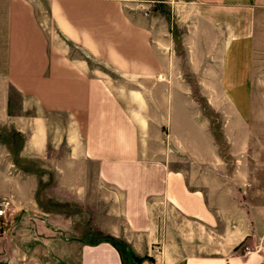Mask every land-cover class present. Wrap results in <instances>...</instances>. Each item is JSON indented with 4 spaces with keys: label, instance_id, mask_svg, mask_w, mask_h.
I'll return each instance as SVG.
<instances>
[{
    "label": "crops",
    "instance_id": "1",
    "mask_svg": "<svg viewBox=\"0 0 264 264\" xmlns=\"http://www.w3.org/2000/svg\"><path fill=\"white\" fill-rule=\"evenodd\" d=\"M160 3L0 0V264H264V0Z\"/></svg>",
    "mask_w": 264,
    "mask_h": 264
},
{
    "label": "rangeland",
    "instance_id": "2",
    "mask_svg": "<svg viewBox=\"0 0 264 264\" xmlns=\"http://www.w3.org/2000/svg\"><path fill=\"white\" fill-rule=\"evenodd\" d=\"M160 1H162V3H160V5L159 4H150L145 9V10L148 11L150 16H152L153 12H160L162 15H164L166 17L175 18V19H177V22H180V21H178V19H180V17L183 16L182 13L184 12V9H182V8L179 9V8L176 7V5L171 4L170 2H172V0H160ZM178 1H188V0H178ZM163 3H165V4H163ZM171 6H174V8L171 7ZM81 235L87 236L88 234L87 233H81ZM56 236H60V235L57 234ZM95 239H97L96 236H91L90 239L87 236V240H90V242L92 240H95ZM118 247H119V251H120V254H121V257H122V260H123L124 264H135V262L133 260V254H132L131 250L126 249L121 243L118 244ZM29 251L32 253V255L34 257L40 255L39 254L40 249H32V250H29ZM61 251H62L61 249H59V251H56V249H52V250L50 249V252L52 253V255H55V254H53V252H61ZM153 251L156 252L158 250L153 249ZM63 252H64V255L66 257H76L77 256V251L72 249V248H67L66 247L63 250Z\"/></svg>",
    "mask_w": 264,
    "mask_h": 264
},
{
    "label": "trees",
    "instance_id": "3",
    "mask_svg": "<svg viewBox=\"0 0 264 264\" xmlns=\"http://www.w3.org/2000/svg\"><path fill=\"white\" fill-rule=\"evenodd\" d=\"M107 241H109L115 248H116V250L120 253V251H119V247H118V244H120V242H118V241H115V240H113V239H111V238H105ZM133 260H134V262H135V264H138L139 262H140V260L139 259H137V258H134V256H133Z\"/></svg>",
    "mask_w": 264,
    "mask_h": 264
},
{
    "label": "built area",
    "instance_id": "4",
    "mask_svg": "<svg viewBox=\"0 0 264 264\" xmlns=\"http://www.w3.org/2000/svg\"><path fill=\"white\" fill-rule=\"evenodd\" d=\"M6 208H7V203L5 202L0 203V219L4 218Z\"/></svg>",
    "mask_w": 264,
    "mask_h": 264
}]
</instances>
